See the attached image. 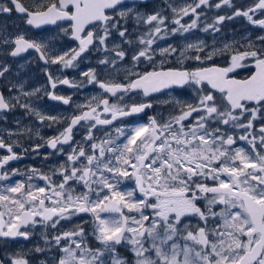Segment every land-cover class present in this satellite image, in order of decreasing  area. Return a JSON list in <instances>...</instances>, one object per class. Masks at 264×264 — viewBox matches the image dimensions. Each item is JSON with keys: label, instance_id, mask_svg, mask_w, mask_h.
<instances>
[{"label": "snow or ice", "instance_id": "obj_1", "mask_svg": "<svg viewBox=\"0 0 264 264\" xmlns=\"http://www.w3.org/2000/svg\"><path fill=\"white\" fill-rule=\"evenodd\" d=\"M143 2L32 0L26 5L23 0H0V14L15 11L27 26L36 29L56 25L61 33L78 42L74 48L53 54L54 49L45 39L29 38L24 32L12 36L3 26L0 44L10 48L7 55L19 57L34 50L45 65L71 68L86 52L95 49L114 53L112 58L105 55L98 65L112 73H126V82L119 83L99 79L94 68L82 72L88 84L98 85L116 101L94 96L87 104L77 105L79 114L67 118L63 131L45 141L60 153L63 145L71 148L67 160L51 174L31 168L27 181L0 185V238L5 242L17 238L29 241L37 225L45 229L39 233L43 247L37 243L26 251L8 253L0 258V264H50L49 259L33 261L29 254H44L53 248L59 250V256L50 258L51 264H130L119 252L121 246L132 253L131 264H264V35L255 40L245 38L244 51L235 47L239 41L221 48L213 44L208 51L203 40L187 43L179 50L172 45L157 50L152 47L157 39L197 28L201 16L197 9L201 6L219 9L234 5L232 0H219L214 5L210 0H196L179 10L172 8L176 16L191 13L195 18L187 25L179 18L173 19L179 27L168 29L167 17L160 11L139 10L138 3ZM257 13L261 18H254ZM236 17H244L264 30V0H254L245 9L236 8L231 15L216 16L202 31L218 33L225 20ZM129 20L137 26H148V31L136 39L141 47L131 55V68L120 67L128 55L121 45L134 44L129 38ZM58 22H67V27ZM113 33L120 43L109 47ZM177 52L180 66L166 68L164 59L158 65L153 63L156 55L167 58ZM214 57L224 58L225 62L216 64ZM187 60L202 66L189 69L183 66ZM143 61L153 63V70L134 71ZM249 62L255 71L237 78V70L246 69ZM8 70L7 65L0 68V77ZM44 72L52 90L58 85L82 86L68 78L54 77L47 67ZM186 86L192 88L194 102L175 97L161 101L173 105L177 115L170 114L163 122L149 116L145 123L115 127V136L105 132L99 141L94 136L97 126H111L153 107L151 100L127 104V94L139 91L147 98L163 89ZM19 88V96L6 98L0 92V111L16 107L12 103L15 100L41 122H61L59 116L45 115L30 102L20 103V96L33 97L41 88L29 92L23 90V85ZM44 91L53 101L64 105L71 102V96ZM101 111L106 118H101ZM193 114V122L185 123ZM256 121H262L255 130L259 135L254 132ZM82 122L86 128L84 143H73V130ZM213 123L242 130L243 134L233 135L223 127H212ZM237 141L245 142L246 147L236 146ZM15 143L0 138V149L8 153L0 156V169L20 159L13 151ZM41 147L37 144L33 151ZM14 175L25 174L18 169L0 171V181ZM56 175L61 177L59 183L53 179ZM37 176L45 182L43 186L32 183ZM125 181H133L135 188L122 187ZM72 184L82 185L84 190L77 192ZM82 214L90 219L49 236V227L56 230L61 221ZM192 218H197L195 225ZM86 225L91 226V236L98 246L88 243Z\"/></svg>", "mask_w": 264, "mask_h": 264}, {"label": "flooded vegetation", "instance_id": "obj_2", "mask_svg": "<svg viewBox=\"0 0 264 264\" xmlns=\"http://www.w3.org/2000/svg\"><path fill=\"white\" fill-rule=\"evenodd\" d=\"M6 1V0H3ZM218 3L219 0H210ZM254 3V0H232V4L234 7L229 8L228 6H222L219 9L215 7H206L201 6L197 9V12L201 13L200 19L198 21V27L196 29H191L189 32H177L176 34H171L162 39V42L166 43V46L172 45L176 47L178 50L181 49L187 43H194L199 40H203L209 47L208 51L211 50V47L214 46L216 48H221L225 43H229L231 41H239L235 47L239 48L240 51H244V47L242 45L247 44V39L255 40V38L259 35H264V30H261L258 26L251 25L246 18L244 17H236L233 20H225L219 27L220 31L218 33H213L211 30L208 32L202 31L206 23H211L216 16L219 15H231L236 8L245 9L251 6ZM212 4V5H214ZM139 9L143 7L138 3ZM19 16L15 11H13L10 15L0 14V24L3 23L2 20L6 16ZM181 24L187 25L191 22L195 17L189 13L188 16H179ZM261 18L260 14L257 13L256 17ZM173 21V19H172ZM170 22L171 28H178L179 26ZM24 23V22H23ZM61 25L67 26V22H58ZM131 24L130 22H128ZM24 25L31 29L34 34L39 37L45 35H58L60 32V28L56 25H48L43 26L41 29H33L30 26ZM134 32V31H133ZM61 34V32H60ZM63 34V33H62ZM247 38V39H245ZM56 43L60 45L61 50L65 49L66 46H70V48H74L77 46L78 42L71 39L69 36L63 37L62 40H56ZM259 43V42H257ZM92 50L86 52L76 63L75 67L71 68H63L61 65H45L42 61L37 58V54L34 50H29V52L21 54L19 57H11L3 58V61L6 64L8 62H13V67L16 66V70L19 72H14V76L11 73V70H8V75L0 77V92L4 94L6 98L11 96H19L20 88L19 85H23V90L25 92L32 91L35 88H41L42 91L37 93L34 98L28 97L25 98L20 96V103H31L34 108L39 110L44 114V108L51 110L52 116H59L61 118L60 123H52L51 121L45 120L41 122L36 116L32 115L29 112L19 106V104L13 100L12 103L16 104V107L11 108L7 111H0V138L4 139L5 143H13L17 142L13 146V151L20 155V159L10 161L3 169L0 171H8L11 173L12 169H18L20 173H24L25 175H14L10 176L7 181H0V185H8L14 184L16 181L24 180L27 181V173L29 169L35 168L38 169L40 173L51 174L52 170L58 167L61 163H64L67 160V153L71 151L69 145H63V153L58 152L50 148L45 141L51 137L57 136L63 129L67 126L69 117L73 115L79 114V111L75 105L76 103L83 102L87 104L88 101L92 97H100L103 98L107 96L110 102H115L116 97L111 94H106L102 89L98 87L96 84H88L86 79L81 76L82 72L87 71L90 67V64H86V60L91 55ZM177 54L173 56L165 58L164 67H177L180 66L177 64ZM193 54V53H190ZM2 52L0 50V59H2ZM31 57L33 59V63L37 62L40 67L34 69H22L18 70L19 65L16 63H22V61H27L28 58ZM94 66L98 67V63L96 64V59L94 58ZM214 62L216 64H223L224 58L214 57ZM25 66H28L25 64ZM185 67L189 69L202 66L198 62L187 60L184 62ZM208 66V65H203ZM45 67L48 68V71L52 73L54 77H59L61 79L68 78L69 80L82 83V86L78 87H69L66 85H58L55 90L50 88L47 76L44 72ZM152 68H146L143 71H151ZM238 77L243 78L247 75H250L253 71H255L254 67L251 66L249 62V66L246 69H238ZM13 76V78H12ZM30 76L33 78L32 81H29L27 77ZM98 78L101 80H113L114 82L124 83L126 82L124 78L118 76H105L98 74ZM13 85H17V87H12ZM11 89V91H9ZM55 91L58 95L63 96H71V102L68 105H64L62 102L53 101L49 99L47 95H45V91ZM219 95V93H216ZM194 92L190 87L184 88H176L173 87L171 89H163L159 93H153L150 97H143L139 91L129 93L125 96L124 102L127 104L131 103H140L146 100H151L153 102V107L151 109H146L143 113L139 115H133L129 117H124L120 120L113 122L111 126H97L96 129L93 130V134L96 137L97 141L104 136L105 132L111 133L113 136L116 135L114 132L115 127H120L122 125L134 126L136 123H145L149 116H156L162 122L168 118L169 113H165L166 108L169 107L168 104L161 103V101L169 100L172 96H178L181 100L194 102ZM95 107V102L92 104ZM252 104H249V107H252ZM84 110H87L86 108ZM101 118H106V114L100 112ZM178 114V110L175 115ZM195 119V114L193 117H190L185 123L191 124ZM246 119V118H245ZM262 121L254 122V132L256 129H259ZM51 125V126H49ZM84 122L81 125H78L73 130V143L81 142L84 143L83 137L86 135V128L83 126ZM223 127L225 131L232 133L233 135H242V130H232L229 126L216 125L212 124V127ZM28 131H25V130ZM9 133H14L13 135H9ZM38 133V135H37ZM256 135H259L258 132H255ZM40 144L43 147L39 148L37 151H33L35 145ZM236 146H245V142L237 141ZM259 147V145H257ZM87 148L88 145L85 144ZM6 149H0V156L7 155ZM47 157V158H46ZM53 179L59 183L61 177L59 175L53 176ZM32 183H35L39 186L44 185V181L39 179L38 176L34 177ZM72 187L76 188L77 192L83 191L82 185L72 184ZM122 187L131 189L135 188V184L133 181H125ZM139 195V194H138ZM201 206H203V202H200ZM219 211V208L215 209ZM150 212V210H149ZM90 217L86 214H82L80 216H74L71 220L61 221V224L57 226L56 230L51 229L50 227L47 229L49 236L54 234H59V232L67 231L73 227V225L81 223L82 220H88ZM187 222V221H185ZM197 218H192L191 223L195 225L197 223ZM86 231L89 233L87 240L91 246H98L94 241V238L91 236V226L86 225ZM34 236L29 241H24L23 238H17L16 240H8L5 242L3 238H0V258H3L6 254L12 253L14 254L17 250L26 251L28 248L33 247L35 244L39 243L40 246H44L43 241L40 238L39 233L41 231H45L42 225H37L35 227ZM62 244H66L67 241H62ZM119 252L124 255L130 262L133 260V255L128 249L127 246H121L118 248ZM59 250L57 248H53L51 251H48L44 254L38 253H30L29 257L33 261H39L41 259H49L51 264L52 257L58 258Z\"/></svg>", "mask_w": 264, "mask_h": 264}, {"label": "rangeland", "instance_id": "obj_3", "mask_svg": "<svg viewBox=\"0 0 264 264\" xmlns=\"http://www.w3.org/2000/svg\"><path fill=\"white\" fill-rule=\"evenodd\" d=\"M6 2V1H3ZM23 2L26 5H31L32 0H23ZM196 2V0H149L143 3H140V5H143L142 8H140V11H144V12H153V11H160L164 16L167 17L165 24L167 25L168 29L171 26L170 22L172 21V19H176L179 16H176L173 12H172V8H176L177 10H179L180 8L189 5V4H194ZM211 4H214V1L211 2ZM3 23L0 24V27L6 26V32L8 34H11L12 36H15L17 34H19L20 32H24L26 34L27 37L29 38H34V39H45L46 42L49 43V46L51 49H54L53 54H59L63 51H66L70 48V46H66L65 49L60 48V45L58 43H56V40H62L63 37H65L64 34H60V32L58 33V35L54 34V35H45L42 37H39L37 35H33L34 32L27 28L24 23L23 20L20 18V16H6L4 18V20H2ZM129 22L131 24H127V27L129 29V33L130 36L129 38L132 39L134 41L133 45H127V44H122V49L125 50L128 55L125 57V60L121 63L120 67H129L131 68V64H130V59H131V55L133 53L134 50H139V48L141 47L138 43H136V39L138 36H140L141 34L145 33L148 31V26L146 25H135L134 21L129 20ZM123 23V22H122ZM61 27H67L65 25H61ZM134 31V32H133ZM160 35H163V33H161ZM113 43H120V39L119 37L113 33V36L110 38V40L108 41V45L109 47H111V45ZM152 47L154 49H160V48H164L167 47L165 42H162V39H157L156 42L152 45ZM0 50L2 52V59H0V68H2L4 65H7L9 69H13L11 70V73L14 76V72H17V74L19 75V72L16 70V66H12L13 62H8L7 64L5 62L7 61H3V58H8L9 59V55H7V52L10 50L9 47H6L2 44H0ZM105 55H108L109 58H112L114 56V53H104L102 51H97L95 49H92L91 55L88 57V59L86 60V64H90V67H93L94 69L97 70V74H101V75H105V76H118V77H122L125 79V75L126 73L121 71L119 73H112L110 69L106 70L105 66L102 65H98L94 66L93 62L95 61L94 58L96 59V64L98 63V61L102 58H104ZM161 59H164L166 61V59L164 57H161L160 55H156L155 60L153 63L155 64H159V61ZM153 63L147 62V61H143L142 63H140L135 69H133L134 71H142L146 68H152L153 69ZM17 65H19L18 70H22V69H34V68H38L40 67L39 64L37 62L33 63V59L31 57L28 58L27 61H22V63H16ZM25 64H27L28 66H25ZM9 73L6 72L4 76H7ZM12 76V78H13ZM27 79L29 81H32L33 78L28 76ZM20 86V85H19ZM36 96V95H35ZM35 96H33L32 98H34ZM179 98L178 96H172L171 98ZM180 99V98H179ZM181 100V99H180ZM77 105H83V102L80 103H76L75 107L77 108ZM169 107L166 108L165 113H169V115H175L177 112V109L174 108L173 105L168 104ZM78 109V108H77ZM44 114L48 115V116H52L51 115V110H48L46 108H44ZM168 115V116H169ZM127 189V188H126Z\"/></svg>", "mask_w": 264, "mask_h": 264}, {"label": "water", "instance_id": "obj_4", "mask_svg": "<svg viewBox=\"0 0 264 264\" xmlns=\"http://www.w3.org/2000/svg\"><path fill=\"white\" fill-rule=\"evenodd\" d=\"M146 1H148V0H144V2H146ZM43 27V26H42ZM34 29H36V28H34Z\"/></svg>", "mask_w": 264, "mask_h": 264}]
</instances>
